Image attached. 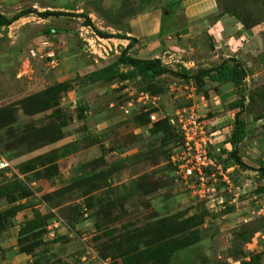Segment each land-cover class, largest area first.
<instances>
[{"label":"rangeland","instance_id":"1","mask_svg":"<svg viewBox=\"0 0 264 264\" xmlns=\"http://www.w3.org/2000/svg\"><path fill=\"white\" fill-rule=\"evenodd\" d=\"M183 1L0 0L7 17L33 11L0 26V264H264V0H217L218 14L257 28L232 57L244 75L237 153L247 168L215 200L196 196L167 163L179 141L172 119L192 104L171 87L189 84L188 70L163 56L152 60L167 71L153 78L110 67L131 17L158 10L175 31ZM46 11L68 15L39 16ZM205 80L197 93H207ZM211 108H198L204 120L215 118ZM235 117L220 120L223 138ZM224 144L212 154L230 159Z\"/></svg>","mask_w":264,"mask_h":264},{"label":"crops","instance_id":"2","mask_svg":"<svg viewBox=\"0 0 264 264\" xmlns=\"http://www.w3.org/2000/svg\"><path fill=\"white\" fill-rule=\"evenodd\" d=\"M183 4L185 7L183 27L168 31L166 17L162 12L145 10L129 19L127 36L118 37L117 46L124 50L131 44L129 50L131 56L143 60L163 56V63L170 64L177 70H188L190 75H195L200 71L216 68L223 61L238 56L241 50L239 45L251 37L257 28L246 29L229 14H218L216 0H184ZM204 78L205 83L207 82V93L199 91L198 97L194 100L199 102L198 107L210 108L213 104L214 109H207L216 114L210 122H216L215 128L221 129L219 126L224 122L220 120L231 117V114L236 116L234 113L236 109H231L227 105L238 99L239 94L230 81L217 82L210 80L209 77ZM189 81L196 86L192 78ZM98 83L101 82H94L90 86ZM218 106H221L222 111H216L215 107ZM101 123L106 124L103 120ZM228 128L230 130L227 131V135L230 136L233 126ZM226 139L227 137H221L219 142H224L225 148L229 150L233 147L225 142ZM236 168L239 169L238 166H235ZM253 172L257 174L256 171ZM258 182L260 186L264 179H258Z\"/></svg>","mask_w":264,"mask_h":264},{"label":"built area","instance_id":"3","mask_svg":"<svg viewBox=\"0 0 264 264\" xmlns=\"http://www.w3.org/2000/svg\"><path fill=\"white\" fill-rule=\"evenodd\" d=\"M48 60L52 68L59 65L54 52L48 53ZM181 89L192 104L177 110L172 119L179 141L169 151L167 163L175 176L182 178L196 196L215 200L222 187L231 190V173L235 171V166L225 167L221 159L212 154L222 137V130L213 129L212 123L205 121L199 114V107L194 100L198 97L196 86L182 80L180 85L171 87L172 92H180ZM151 117L154 118L153 115Z\"/></svg>","mask_w":264,"mask_h":264},{"label":"trees","instance_id":"4","mask_svg":"<svg viewBox=\"0 0 264 264\" xmlns=\"http://www.w3.org/2000/svg\"><path fill=\"white\" fill-rule=\"evenodd\" d=\"M216 2H217V0H216ZM217 4H218V2H217ZM218 10H219V4H218ZM31 13H33V11L28 10V9L20 11L12 17H7V16L0 13V26L11 25L12 23L16 22L20 18L27 16ZM220 14H227V13H220ZM67 15H68V13H63V12H58V11H46L43 13H39V16L44 18V19H47L50 17L67 16ZM69 16H71V15H69ZM72 16H76V15H72ZM80 17H85V16L81 15ZM84 25L85 26H91L94 29V31L96 32V34L101 38H111L113 36L111 34H108V33H105V32H102V31H99L98 29H96L92 25L91 21L88 19L84 22ZM245 28L249 29L250 27H245ZM121 38H126V37L124 36ZM131 43H133V39L131 40ZM130 47H131V44H129L127 48L122 50L117 61L112 63L110 65V67L111 66L115 67V66H120V65L128 66L131 69L135 70L137 72V74L143 78L157 77V76H160L167 71V68L164 65H162V66L160 65V61L143 60V59L131 56L129 54ZM184 72H186V71H184ZM187 73L190 74L188 71L186 72V74ZM93 76L95 78H101L100 75H98V74H95ZM203 77H209L210 80L217 81V82L230 81L231 83H233L234 87L237 90H239L238 91L239 98L229 104L231 109L238 110L236 113L233 128L231 130V134H230L229 138L226 139V142L232 145L233 151L230 153V156H231L230 159L224 158V160L221 159V162L225 165V167H229V166L234 165V166H238V168H240V169H243V168L246 169L247 167H246L245 163L243 162V160L239 157V155L237 153V146L239 144H241L246 137V124H245L244 120H242L240 118V113L242 111V107L244 104V98L240 94V88L244 84V75L241 71V68L237 64H235L234 58H229V59L223 61L218 67L212 68L209 70L200 71V72L196 73L195 75H191L190 78H192L193 81L195 82V84L198 85L199 79H202ZM188 79H189V77H188ZM27 101L32 102L33 99H31V98L25 99L23 101H20V103H18V105L22 106L23 108H26V102ZM4 109H5V107L0 108V117L3 116ZM205 121L210 122V119H207ZM176 136L178 137V135H176ZM175 143H177V142H175ZM236 169L233 173H231L232 178H233L234 173L236 172ZM258 173L260 175L259 177L261 179H264V163L261 166H259Z\"/></svg>","mask_w":264,"mask_h":264}]
</instances>
